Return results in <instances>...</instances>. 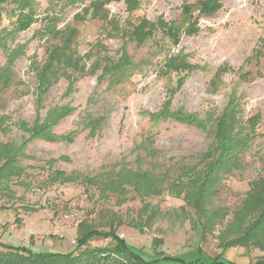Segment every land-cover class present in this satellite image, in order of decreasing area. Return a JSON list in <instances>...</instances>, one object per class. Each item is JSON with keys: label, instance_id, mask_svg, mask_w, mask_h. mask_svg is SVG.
<instances>
[{"label": "rangeland", "instance_id": "rangeland-1", "mask_svg": "<svg viewBox=\"0 0 264 264\" xmlns=\"http://www.w3.org/2000/svg\"><path fill=\"white\" fill-rule=\"evenodd\" d=\"M90 1L37 0V21L10 41L13 46L27 47L15 62L10 87H0V141L19 148L17 159L24 171L0 184V243L25 245L37 252H69L79 239L80 222L105 232L112 231L113 223L126 244L156 264H164L168 257L206 261L220 252L234 263L263 259L259 248L238 244L223 248L221 242L239 234L229 223L243 207L252 181L264 177V0H222L223 7L210 16L199 15L198 0H188L200 20L193 34L184 31L189 23L185 0H142L132 13L124 1L108 4L110 18L122 28H132L142 17L174 22L181 29L178 44L161 30L138 43L129 34L110 36L113 24L101 19L75 21L74 15ZM2 6L0 32L14 27L18 14L14 0ZM52 15L60 30L76 28L77 37L72 51L54 67L52 85L40 104L32 64L44 65L54 44L61 43L59 35L43 33ZM125 48L137 68L127 70L120 83L109 77L99 79L105 64L116 63ZM178 53H187L188 61L197 65L180 86L175 71L160 73L165 58ZM69 59L76 67L68 65ZM6 60L0 49V67ZM229 64L235 71L216 79L217 68ZM248 70L249 78L240 76ZM233 94L240 98L245 117L261 113V119L258 137L243 156L244 168L225 175L207 204L223 211L212 233H205L203 219L185 198L168 190L146 197L131 188L122 203L117 194L102 195L95 183L82 178L66 183L49 179L55 169L79 172L95 181L122 167H140L165 173L167 181H172L182 166L200 164L202 152L214 141L212 130L173 118L152 120L147 112L158 111L172 96V109L204 117L209 111L221 113ZM61 105H70L74 111L54 130L59 134L76 130L74 140H28L29 133L20 124L33 125L49 109ZM99 117L102 120L94 128L91 122ZM145 136L152 137L151 154L140 146ZM257 214L249 213L244 225ZM89 244L102 247L115 242L111 235L98 234Z\"/></svg>", "mask_w": 264, "mask_h": 264}, {"label": "trees", "instance_id": "trees-1", "mask_svg": "<svg viewBox=\"0 0 264 264\" xmlns=\"http://www.w3.org/2000/svg\"><path fill=\"white\" fill-rule=\"evenodd\" d=\"M7 1L9 0H0V20L2 19V5ZM121 1H124L128 12L132 13L140 8L142 0H91L88 4H84L81 10L74 15V20L80 22L87 19H101L104 23L113 24L112 30L109 32L110 36L124 37L129 34L138 43L154 38L157 30H161L166 36L170 37L174 44L180 42L181 29L174 22L166 21L163 17L153 21L147 17H142L139 23L134 24L132 28H122L118 21L110 18L108 8V4L111 2ZM14 2L17 4L18 9L15 25L0 32V49L7 59L6 63L0 67V87L2 89H7L12 84L15 62L25 53L27 47L26 44L13 46L10 41L14 42L21 31L29 29L37 21V0H14ZM198 3L200 5L199 15L205 16H210L223 7L222 0H198ZM183 6L184 12L188 14L189 18V23L184 31L189 34L198 32L199 15L195 16L191 12L192 6L188 3V0L184 1ZM43 33L49 36L59 35L61 43L54 44L44 65L40 66L35 61L32 64V68L37 75L36 90L40 104L52 85L54 67L66 56L67 51H72V45L77 37L76 28L67 27L65 30H60L57 25V17L54 15L45 24ZM122 52L123 54L116 63L108 62L105 64L103 72L98 75L99 79L109 77L112 78L113 82L120 83L127 70L137 68L126 48ZM256 52V58H258L260 52L259 50ZM67 61L68 65L76 67L72 60ZM196 68L197 65L188 61L187 53L169 54L162 63L160 73L168 74L175 71L180 86L185 81L186 75ZM229 71H235V68L230 64L221 65L215 72V78L221 79L220 75ZM250 74L251 71L248 70L241 73L240 76L249 78ZM171 101L172 96L158 111H148L147 114L152 120L173 118L180 123L192 124L207 131L212 130L214 141L202 152L200 164L182 166L177 178L169 182L165 177V173L156 174L152 169H142L140 167L137 169L122 167L117 172L104 175L102 179L95 181L88 178V176L84 177L79 172L72 171L68 173L62 169H55L49 179L54 183L56 181L66 183L82 178V181L95 183L102 195L117 194L119 196L118 201L122 203L128 200L125 196L131 188L146 197L159 196V194L168 190L170 193L185 198L187 204L191 205L198 216L203 219L202 225L205 233H212L216 221L220 216H223V211L220 208L213 210L207 204L213 198L212 196L218 193L219 184L225 175L244 168L243 156L258 137L256 128L260 123L261 113L245 117L241 100L235 94L230 97L228 104L221 113L209 111L204 117L184 109L174 110L171 108ZM38 110V114L41 116L40 108ZM73 111L74 107L70 105L55 106L47 111L44 119L39 117L33 125H29L24 121L20 124V127L29 133L28 140L42 138L49 142L65 141L69 143L74 140L77 131H71L69 134H59L54 130V126L72 114ZM101 120L99 117L91 124L94 128H98ZM140 146L145 147L151 154L154 151L152 137L145 136ZM20 154L19 148L0 141V184L9 183L13 177L22 175L24 168L18 163L17 159ZM27 208H32V206L27 205ZM253 212L258 213L255 219L248 226L244 225L247 215ZM114 226L112 223V231L105 232L90 226L88 223L80 222L79 239L76 241V247L69 252H54L51 250L37 252L25 245L0 243V264H156L153 260H146L136 249L126 244L124 239L115 232ZM229 226H235L236 233L239 234L228 239V241L221 242L223 248L238 244L244 247L253 246L264 251V177L252 181L243 207L234 213L233 221L229 223ZM98 234L111 235L115 245L91 246L89 244L90 238ZM164 264H264V258L254 262L234 263L227 260L220 252L217 256L206 261L201 257L191 260L182 257H168Z\"/></svg>", "mask_w": 264, "mask_h": 264}]
</instances>
